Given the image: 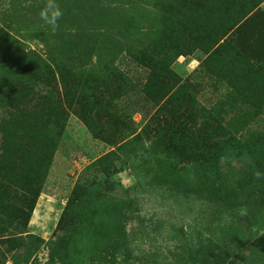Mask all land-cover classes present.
Returning a JSON list of instances; mask_svg holds the SVG:
<instances>
[{"label": "rangeland", "instance_id": "1", "mask_svg": "<svg viewBox=\"0 0 264 264\" xmlns=\"http://www.w3.org/2000/svg\"><path fill=\"white\" fill-rule=\"evenodd\" d=\"M0 0V264H264V0Z\"/></svg>", "mask_w": 264, "mask_h": 264}, {"label": "clouds", "instance_id": "2", "mask_svg": "<svg viewBox=\"0 0 264 264\" xmlns=\"http://www.w3.org/2000/svg\"><path fill=\"white\" fill-rule=\"evenodd\" d=\"M63 16V11L60 8L57 0H45L44 6L40 9V19L50 27L55 33L59 28V20Z\"/></svg>", "mask_w": 264, "mask_h": 264}]
</instances>
